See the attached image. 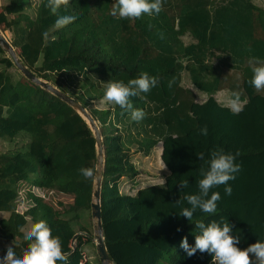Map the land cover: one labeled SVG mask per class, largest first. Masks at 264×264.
Returning a JSON list of instances; mask_svg holds the SVG:
<instances>
[{"label":"trees","instance_id":"trees-1","mask_svg":"<svg viewBox=\"0 0 264 264\" xmlns=\"http://www.w3.org/2000/svg\"><path fill=\"white\" fill-rule=\"evenodd\" d=\"M26 1L8 0L0 11V27L10 34L9 44L22 64L77 100L99 128L104 149L101 220L112 263L212 264L211 255L188 257L177 245L187 236L194 246L199 221L228 222L241 238V249L264 241V90L249 83L255 61H264V6L254 0H164L159 15L128 20L110 15L115 0H69L58 14L47 7L48 0H38L31 18L24 14ZM58 15L77 19L57 29ZM0 64V141L12 143L22 132L29 137L25 152H0V240L6 243L0 255L12 246L22 256L29 242L20 227L44 221L70 253L67 264H80V249L72 251L69 244L78 232L92 235L94 180H85L79 169H95L94 136L58 98L19 72L14 81L8 72L14 65L1 48ZM142 72L159 81L149 93L130 98L134 109L146 113L143 120H131L129 112L112 103L93 107L101 103L107 82L127 84ZM184 75L190 87L183 85ZM196 92L205 101L198 102ZM233 92L240 93L238 115L227 105ZM218 93L226 104L216 99ZM205 126L206 136L200 134ZM159 145L164 182L133 195L121 192V180L135 183L138 176L133 155L149 156ZM220 148L239 152L235 162L241 171L228 182L232 194L225 193L224 185L215 187L209 198L220 193L216 214L198 209L191 221L179 216L190 205L176 201L198 194L200 169ZM182 181L187 188H180ZM22 183L41 193L71 196L72 205L56 211L27 193L31 206L20 214L16 201ZM85 215L88 229L78 224Z\"/></svg>","mask_w":264,"mask_h":264},{"label":"clouds","instance_id":"clouds-1","mask_svg":"<svg viewBox=\"0 0 264 264\" xmlns=\"http://www.w3.org/2000/svg\"><path fill=\"white\" fill-rule=\"evenodd\" d=\"M69 0H48L47 7L53 14H58L61 7H67ZM164 0H115L110 11V15L117 19L135 20L148 16L159 15L163 11ZM77 19L73 15H58L55 27L60 29L69 25ZM44 37L47 39L48 33ZM163 39V34H161ZM258 66L252 67V77L249 83L256 91L264 90V61H255ZM159 81L155 76H150L147 72H142L137 78L131 79L125 84L123 81H109L105 87V92L101 100L104 102L118 105L122 110L130 113L133 121L140 122L145 118L146 113L141 109H134L131 97H138L146 94L158 85ZM175 80L169 81V88L173 86ZM228 107L233 114L238 115L242 111L240 93L233 92ZM200 134L207 135L208 130L205 126L200 129ZM200 160H204V154H197ZM235 155L226 153L224 149H216L210 153V158L206 161L207 167H201V179L198 181V194H188L176 201L177 204L187 202L190 207H184L178 213L179 216L187 218L189 221L196 210L203 213L214 215L217 212V202L221 199L219 192L210 190L224 185L225 193L232 194V187L229 181L236 179V173L241 171V165L237 164ZM80 174L85 180H94L96 171L94 167H82ZM181 189L188 187L187 181L179 184ZM199 234L195 235L194 246L190 245L185 236L180 247L186 252L188 257L194 256L197 252L207 253L212 256V264H264V241L258 240L250 244L247 248L241 249L237 245L240 237L233 235V226L228 222L218 223L212 221L205 224L203 221L195 223ZM182 229L178 228L177 231ZM19 231L23 233V239L29 244L24 250L23 255L18 257L14 247L9 246L6 254L0 256V264H67L70 253L62 250V243L59 237H54L52 230L46 222L40 221L31 226L27 231L22 226Z\"/></svg>","mask_w":264,"mask_h":264},{"label":"rangeland","instance_id":"rangeland-1","mask_svg":"<svg viewBox=\"0 0 264 264\" xmlns=\"http://www.w3.org/2000/svg\"><path fill=\"white\" fill-rule=\"evenodd\" d=\"M8 0H0V11L2 10L3 6L7 4ZM254 2L257 5L264 6V0H254ZM38 4V0H27L25 3V9L24 14L33 18L35 16L36 7ZM0 31L3 34V36L6 38V40L9 42L10 40V34L8 32H5L0 27ZM7 56V55H6ZM2 69V66L0 64V70ZM13 77L14 81H18L17 77L20 78V76L17 74L19 72L15 66L10 68L9 71ZM183 85L186 87H190L189 81L187 79V76L184 75L183 77ZM197 94V101L203 102L205 101L206 97L203 95ZM216 99L221 104H226L227 100L225 96L222 93H218L216 95ZM228 105V103H227ZM94 108H102L103 105H101L100 102H93ZM21 129V127H19ZM29 141V137L24 132L19 133L16 140H14L12 143H9L7 141H0V152L3 154H11V153H17V151L25 152L26 150V144ZM161 145H159L155 150L149 155V156H142L140 154L133 155V161L137 167L138 170V176L136 177L135 183H131L128 180H121V192H125L129 195H133L136 193L137 190L145 188L147 186L151 185H157L162 184L164 182V178L167 175V171L165 167L163 166L161 162ZM29 191L28 193L32 194V190H34L31 186L22 183L20 185V193L22 194L23 191ZM24 196V205L20 206L19 211L25 212L26 209L31 206L30 199L27 197V193ZM38 198L41 199L44 203L47 205L53 207L56 211H63L66 210L69 206L72 205L73 198L71 196L58 194L55 192H43L38 193ZM37 197V196H36ZM87 215L83 216L82 220L78 223L81 228L88 229L89 223L87 219ZM55 220V217H54ZM89 222L92 223V219L90 216ZM79 225H76L75 228L78 229ZM30 229V225L27 226L26 231ZM75 240V239H74ZM72 240L69 244L71 250H74L76 247L80 249L81 251V262L80 264H98L96 260V252H95V246L93 247L91 243L93 240V228H92V235L86 236L83 232H78L76 236V242ZM91 242V243H90ZM6 244L3 240H0V248H2L1 245ZM181 242H179L177 245L180 246Z\"/></svg>","mask_w":264,"mask_h":264},{"label":"water","instance_id":"water-1","mask_svg":"<svg viewBox=\"0 0 264 264\" xmlns=\"http://www.w3.org/2000/svg\"><path fill=\"white\" fill-rule=\"evenodd\" d=\"M0 48L7 55L8 58L11 59L15 68L21 73V75L37 85L41 89L49 92L51 95L58 98L60 101L65 103L67 106L72 108L89 126L94 139H95V147H96V164L95 171L96 177L94 179L93 184V192H92V200L90 204V215L93 223V240L95 246L96 255L101 264H113L110 259L106 246L104 243L103 236V228H102V220H101V207H100V194H101V184L104 170V149L102 144V137L99 131L96 122L92 119L88 111L77 101L74 100L67 95L60 92L58 89L52 87L49 83L36 78L34 74H32L20 61L15 50L3 36L0 31ZM73 251V250H72Z\"/></svg>","mask_w":264,"mask_h":264},{"label":"built area","instance_id":"built-area-1","mask_svg":"<svg viewBox=\"0 0 264 264\" xmlns=\"http://www.w3.org/2000/svg\"><path fill=\"white\" fill-rule=\"evenodd\" d=\"M34 189V188H33ZM29 191H27L26 189H25V191H23L22 192V194L20 193V191H18V199H17V201H16V204H17V212L18 213H20V214H22L23 212H21V211H19V207L20 206H25L26 205V203H25V205H24V196L23 195H25L26 193H28ZM38 193H41L40 192V190H36V189H34V190H32V195L33 196H37V197H39L38 196ZM43 194V193H42ZM27 210V209H26ZM1 256V255H0Z\"/></svg>","mask_w":264,"mask_h":264},{"label":"crops","instance_id":"crops-1","mask_svg":"<svg viewBox=\"0 0 264 264\" xmlns=\"http://www.w3.org/2000/svg\"><path fill=\"white\" fill-rule=\"evenodd\" d=\"M225 96V95H224Z\"/></svg>","mask_w":264,"mask_h":264}]
</instances>
